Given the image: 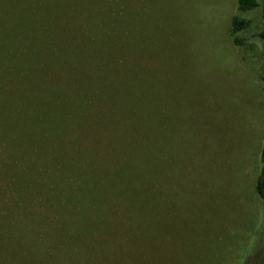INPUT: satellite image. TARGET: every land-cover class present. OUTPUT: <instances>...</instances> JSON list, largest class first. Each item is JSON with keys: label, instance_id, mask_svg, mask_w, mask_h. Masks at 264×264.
<instances>
[{"label": "rangeland", "instance_id": "1", "mask_svg": "<svg viewBox=\"0 0 264 264\" xmlns=\"http://www.w3.org/2000/svg\"><path fill=\"white\" fill-rule=\"evenodd\" d=\"M85 1L95 16L136 26L138 96L98 97L104 101L96 115L69 114L79 109L72 101L78 97H49L45 104L18 89L14 97H0V115L29 125L37 122L34 109L54 108L50 129L153 132L150 147L164 151L165 160L156 178L150 172V207L128 212L130 195L118 189L113 220L66 222L44 209L40 189H30L24 210L31 222L0 223V264H264V201L256 191L264 144V42L257 35L264 0L244 14L254 22L243 32L249 37L243 46L231 36L237 0ZM13 73L1 67L3 83ZM115 149L112 169L122 166L123 148ZM12 170L2 169L0 178ZM141 215L139 228L130 216Z\"/></svg>", "mask_w": 264, "mask_h": 264}, {"label": "trees", "instance_id": "2", "mask_svg": "<svg viewBox=\"0 0 264 264\" xmlns=\"http://www.w3.org/2000/svg\"><path fill=\"white\" fill-rule=\"evenodd\" d=\"M237 1L231 36L235 45L243 46L249 40L243 32L254 22L244 14L259 2ZM262 18L257 35L264 42V5ZM141 44L136 26L117 16H95L85 0H0V68L14 70L6 83L0 74V97H14L18 89L24 97H42L45 104L49 97H78L72 101L79 109L69 114L96 115L103 110L104 100L98 97L138 96L136 54ZM261 79L264 91V71ZM37 108V122L29 125L12 121L5 112L0 115V171L12 170L7 155L22 168L21 174L12 170L8 179L0 178V223L31 222L24 210L29 205L24 192L30 189H40L44 209L66 222L101 225L113 220L117 206L111 202L118 198L113 195L118 189L130 195L124 203L130 205L128 212L149 209L155 187L150 172L156 178V167L165 160L164 151L150 147L156 134L135 130L121 135L99 127L50 129L48 115L58 112ZM118 147L124 151L122 166L112 169L109 161L115 160L112 153ZM261 163L256 191L264 201V144ZM12 192L18 195L11 198ZM130 218L143 226L142 215Z\"/></svg>", "mask_w": 264, "mask_h": 264}]
</instances>
